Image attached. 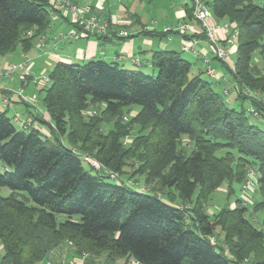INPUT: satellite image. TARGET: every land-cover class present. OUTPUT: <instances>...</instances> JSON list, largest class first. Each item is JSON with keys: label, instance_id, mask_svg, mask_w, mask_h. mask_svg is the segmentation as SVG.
Instances as JSON below:
<instances>
[{"label": "trees", "instance_id": "1", "mask_svg": "<svg viewBox=\"0 0 264 264\" xmlns=\"http://www.w3.org/2000/svg\"><path fill=\"white\" fill-rule=\"evenodd\" d=\"M206 3L238 31L237 58L227 67L237 99L249 98L264 117V71L257 65L264 0ZM51 9L49 0H0V56L31 51L51 24ZM188 14L193 18L191 6ZM152 65L156 76L101 60L55 64L43 97L55 142L35 128L17 129L0 112V164L13 168L0 172V264L50 262L65 245L84 264H264V229L246 217L248 206L238 200L213 214L205 207L224 185L233 195V185L256 167L261 199L251 210L264 213V130L245 109L229 107L210 81L192 76L180 53L156 52ZM102 104L99 116L85 118V110ZM132 107L140 109L125 122ZM135 126L147 133L125 146ZM82 157L119 176L135 159L150 193L109 183L92 166L91 174ZM2 188L11 194L3 197Z\"/></svg>", "mask_w": 264, "mask_h": 264}, {"label": "crops", "instance_id": "2", "mask_svg": "<svg viewBox=\"0 0 264 264\" xmlns=\"http://www.w3.org/2000/svg\"><path fill=\"white\" fill-rule=\"evenodd\" d=\"M71 1L78 7H89L90 16L97 17L101 23L106 22L108 24L106 32L86 34L75 24V17L71 13L57 12L52 17L46 33L35 40V45L29 53L18 48L13 53L0 56V69L10 64L26 63L25 69L30 72L27 78L23 77L22 69L14 72L10 78H0V112H6L22 130H25V123L30 122L32 128L42 133L48 128L50 133L46 122L51 124V121L46 109L42 108L38 100L43 93V87L35 85L32 79L47 75L55 64L60 62L83 64L90 60H101L117 64L125 70L155 73L156 69L152 65L154 53L174 51L192 64V76L199 75L210 81L214 88L221 89L228 100L227 104L237 99L238 86L227 69V67L233 69L237 54L234 59L232 54L237 51L236 45L230 47L229 65L219 61L214 56L199 24L190 18L188 14L190 6L185 0ZM225 22L227 20L214 16L210 20L211 24L219 26ZM181 23H189L193 31L186 35L175 32L163 33L165 27H176ZM122 32H127L128 35L123 36ZM218 34L223 38L227 35L221 28ZM208 69H213L215 76H209ZM43 97L44 95L41 102ZM35 117L42 118V121L35 120ZM238 200L241 203L248 201L243 198ZM67 246L72 257L73 250L69 245L65 247ZM72 259V264H84V259L76 257Z\"/></svg>", "mask_w": 264, "mask_h": 264}, {"label": "rangeland", "instance_id": "3", "mask_svg": "<svg viewBox=\"0 0 264 264\" xmlns=\"http://www.w3.org/2000/svg\"><path fill=\"white\" fill-rule=\"evenodd\" d=\"M72 4H75V3L72 2ZM69 13H71L75 17V20H76V14L72 13V12H69ZM211 14H212V12H211ZM87 17H95V16H90L89 12H88L87 13ZM101 24H104V23H101ZM34 45H35V42H34ZM34 45H33V47H34ZM236 47H237V44H236ZM29 52H27V53H29ZM236 54H237V51L235 50L234 54H232V59H234L236 57ZM219 61H221V60H219ZM222 62L225 65L226 64L229 65L230 64V59L228 60V62H224V61H222ZM22 64L25 65L26 63H22ZM22 64H10V65L20 66ZM257 65L262 71H264V57L263 56H258L257 57ZM5 68L0 69V71H3ZM20 69L24 70V72H23L24 75H25L26 72H28L27 76L23 75L24 78H27L28 76H30V72L27 69H25V67L24 68H20ZM16 71L17 70H15L14 72H16ZM50 71L48 73L46 72L47 76L49 75ZM144 74L147 75V76H156L157 75V70H156L155 73L147 71V73L144 72ZM43 75L34 77L32 79V82L35 85L43 87V93L41 94V96H39V99H38L40 101V105L42 106V108L44 107V105H42L43 104V100L41 102V98L44 95V88H46L49 85V84L43 85V84L40 83V80H41ZM3 78H7V77H3ZM215 90L218 91L221 95L224 96V94H222V90L221 89L215 87ZM226 101H228L227 98H226ZM228 105H229V107L236 108L239 111L242 110V109H245L247 112L249 111L250 108H252V103H251L249 98H246L244 100L235 99L231 104L228 103ZM104 107L105 106L103 104L102 105H98V106H92V107H89L87 110H85V112L83 114H84L86 119H89V118L94 117V116H99L100 112L104 109ZM139 109H140L139 107H132L131 109H125L124 113H125L126 117L124 118V121L126 122V121H128V119L133 118L135 116V114L139 111ZM248 118H249V122L251 124H254V125H256V126H258V127H260L261 129L264 130V121L254 118L251 114L249 115ZM12 123L14 124V126L17 129L22 130L19 127V124L17 122L13 121V119H12ZM43 133H44L43 135H45V137H47V138L49 136H51L50 133H49V129L48 128H46L43 131ZM139 133L146 134L147 131L142 132L138 126H135L133 128V131H132V136L125 138L124 141H123V144L125 146L131 144L132 141H133V137L138 135ZM49 139L51 141L55 142L54 137L51 136V138L49 137ZM63 142L66 143V138L63 139ZM187 143H188V141L185 139L183 141V146L182 147H183V150L186 151V154H189V151H190L191 147L187 148L188 147V146H186ZM90 159L91 158H89V160ZM82 160H83V167L85 168V170L89 171L91 174H95L96 171L91 169L90 162L88 160H86L84 157H82ZM137 168H138V164H136L135 159L130 158L126 162V166L124 167V172L125 173L122 176H120L117 180H113L111 178H108L106 181L109 182V183H115V184H120V183L121 184H125V185L129 186L130 188H132L133 190H136L138 192L150 193V190H148V187H146V185L144 183V179L142 177H140L136 173ZM12 170H13L12 167L0 164V172L12 171ZM130 176L133 177L134 179L130 178ZM233 188H234V194L231 195L230 197L227 196V186L226 185H224L222 188H220L217 191H215L212 194V196L210 197V199L207 201L206 205H205L207 212L209 214H213L215 212H218L219 210H221L223 207H225L227 205L230 206V207H233V205L235 204V202L238 199L243 198V199L248 200L247 202H243V204H245L246 206L250 205L249 210H248V212L246 214V217L252 222V224L257 229L263 230L264 229L263 228L264 213L262 211H259V212L255 213V212H252V210H251L252 204L254 202L260 201V199H261V196L259 194L258 188H257V190L255 192L252 193L251 196H246L243 193V184L241 186V184L235 183L233 185ZM10 194H11V191L8 188H2L1 189V195L3 197H7ZM187 227L192 229V230H195V228L193 226V222H192V220L190 218H187ZM218 243H220V242H218ZM65 246L63 248H61V250L55 251L54 253H52L50 255V262L48 260H44L40 264H72V262H73L72 258L73 257H70L69 247L68 246L65 247ZM2 255H3V248H1V245H0V258L2 257ZM80 259L83 260V258H80Z\"/></svg>", "mask_w": 264, "mask_h": 264}, {"label": "built area", "instance_id": "4", "mask_svg": "<svg viewBox=\"0 0 264 264\" xmlns=\"http://www.w3.org/2000/svg\"><path fill=\"white\" fill-rule=\"evenodd\" d=\"M186 3L192 8L193 19L199 23L201 30L205 33L206 40L211 46L214 56L224 62H228L230 58V47L237 44L238 31L234 24L225 22L222 26L214 25L210 23L212 14L210 7L207 5L206 0H185ZM51 4L52 17L58 13H75V23L81 27L86 34H102L105 33L108 25L106 23L101 24L96 17H87V13L90 11L89 7H78L72 4L70 0H49ZM222 29L227 33L223 38L218 34V30ZM190 31H193L192 26L189 23H181L176 27H165L163 29L164 34L178 33L186 35ZM121 35L127 36V32H122ZM170 39V38H169ZM25 65H9L3 71H0V78H10L15 70L24 68ZM28 72L24 76H27ZM207 74L209 76H215L213 69H208ZM23 76V77H24ZM40 83L43 85L49 84L50 79L47 75H43ZM245 95L248 97L256 96L255 93L246 91ZM254 118L264 121V117L261 112L256 111L254 108H250L248 111ZM18 119V115L16 117ZM32 127L30 122L25 123L24 128L28 129ZM88 160L92 167L96 170H104L105 174L113 180H117L120 176L117 173L105 170L101 164L93 159L85 158ZM258 188V169L256 167H248L246 171L245 181L243 183V193L246 196H251ZM212 242H215L214 238H211ZM136 264V263H134Z\"/></svg>", "mask_w": 264, "mask_h": 264}]
</instances>
